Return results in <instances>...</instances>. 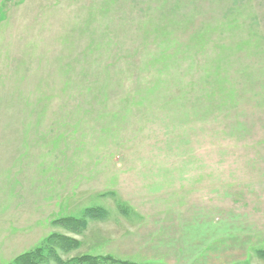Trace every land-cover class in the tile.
I'll return each mask as SVG.
<instances>
[{
	"label": "rangeland",
	"instance_id": "rangeland-1",
	"mask_svg": "<svg viewBox=\"0 0 264 264\" xmlns=\"http://www.w3.org/2000/svg\"><path fill=\"white\" fill-rule=\"evenodd\" d=\"M52 233L264 264V0H0V264Z\"/></svg>",
	"mask_w": 264,
	"mask_h": 264
},
{
	"label": "trees",
	"instance_id": "trees-1",
	"mask_svg": "<svg viewBox=\"0 0 264 264\" xmlns=\"http://www.w3.org/2000/svg\"><path fill=\"white\" fill-rule=\"evenodd\" d=\"M105 209L101 207L86 208L80 217H63L56 223L67 228L71 232L81 233L89 220L103 219ZM79 240L62 233L50 234L40 246L17 255L8 264H143L130 260H120L110 255L79 254L64 257L70 251L79 247Z\"/></svg>",
	"mask_w": 264,
	"mask_h": 264
}]
</instances>
